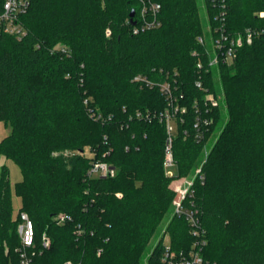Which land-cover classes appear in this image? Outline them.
<instances>
[{"label":"trees","instance_id":"trees-1","mask_svg":"<svg viewBox=\"0 0 264 264\" xmlns=\"http://www.w3.org/2000/svg\"><path fill=\"white\" fill-rule=\"evenodd\" d=\"M158 1L161 26L138 34L129 19L137 0H33L20 17L26 33H0V121L11 127L0 154L23 174L14 188L19 212L34 223L35 264H144L170 214V249L189 251L194 236L172 210L171 185L188 173L193 196L184 202L193 201L206 231L203 258L264 264V31L239 48L232 65L198 68L199 56L208 61L205 43L196 39L198 0ZM224 3L230 31L264 28L257 15L264 0ZM138 74L169 80L188 109L173 141L175 177L164 170L167 134L158 117L167 100L157 85L134 81ZM219 91L220 105L205 112V94ZM195 100L213 119L201 141ZM94 159L112 163L116 174L88 177ZM10 185L8 166L1 165L0 264L19 263L20 216ZM58 213L71 219L59 223ZM165 248L161 236L147 264H164Z\"/></svg>","mask_w":264,"mask_h":264},{"label":"built area","instance_id":"built-area-1","mask_svg":"<svg viewBox=\"0 0 264 264\" xmlns=\"http://www.w3.org/2000/svg\"><path fill=\"white\" fill-rule=\"evenodd\" d=\"M33 0H4L3 8L0 11V33L5 32L21 37L26 33V29L20 21L21 15L27 12ZM138 9L135 10L134 16L129 18L132 22V31L135 34L142 33L151 29H155L161 26L160 12L162 9L161 2L158 0H137ZM208 5L213 9V24H212V36H213V49L207 51V63L202 61L199 56L196 66L198 68L206 67L207 69L218 67L222 64H231L235 61L238 50L243 44L251 43L253 38L264 31V28L254 29L245 28L242 31L232 32L227 27L226 18V4L224 0H207ZM259 17L264 18V11H260L257 14ZM261 30V31H260ZM107 34H110V30H107ZM201 43H204V37H200ZM197 51H194L195 55ZM134 81L145 83L148 86L157 85L160 91L164 94L167 100V107L165 110L158 114L159 120L164 122L166 127V140L164 146V169L166 175L175 177L177 171V161L173 151V141L176 135L177 121H184V114L187 113V107L179 103L178 96L174 93L173 86L169 80L155 83L148 79L146 76L138 74L134 77ZM196 85L200 88L203 87L201 80L196 82ZM204 104L206 108L205 112H208L212 107H218L220 105V97L207 92L204 97ZM195 122L194 127L196 129L195 136L201 141L204 138L205 125L212 122V118L205 116L202 113L198 101L195 100ZM137 116H145L141 111H137ZM100 117V116H98ZM147 117H150L147 115ZM201 171V168L197 169V173ZM116 174V167L107 161L92 160L88 169V177H113ZM193 177L186 181V186H182L177 189L178 197L175 200L174 212L180 216H184L187 220L194 241L189 251L176 252L170 249L169 243L166 244V248L162 257L164 264H214L203 258V248L207 243L206 231L201 224L199 211L194 206L193 201L185 203L186 198L193 196ZM203 179V175L201 176ZM20 223L18 225V232L20 236L21 245L18 249L19 263L18 264H35L32 257L29 254V250L35 245V230L34 223L27 212H19ZM71 216L65 213H58L55 216V220L59 223H65L70 220ZM42 243L44 247L50 246V238L47 235L43 236ZM68 264V263H66Z\"/></svg>","mask_w":264,"mask_h":264},{"label":"rangeland","instance_id":"rangeland-1","mask_svg":"<svg viewBox=\"0 0 264 264\" xmlns=\"http://www.w3.org/2000/svg\"><path fill=\"white\" fill-rule=\"evenodd\" d=\"M198 7H199V21L202 24V33L200 35H198L196 39H197L198 43H200L201 42L200 37L201 36L204 37V43L207 47L206 49L212 50L213 49V36H212V24L213 23L211 22L210 12H209V9H208V6H207L205 0H198ZM246 28H252V27H246ZM107 30H110L109 27L106 28L105 32H107ZM106 35H107V33H106ZM233 63H231L230 65H232ZM219 69L220 68H217L216 70H214L215 75L218 74ZM214 95H216V94H214ZM216 96L222 98L223 97V91H219V94H217ZM10 130H11L10 126H6L3 121H0V139L5 137L6 135H8L10 133ZM1 165H7L8 166L10 183H11L10 195L12 198L13 212H14V215H16L19 213V208L21 206V198L16 195L14 186H15L16 182L20 181L23 178V174H22V171H21L19 164L13 158L6 157L3 154H0V166ZM192 177H193V175L188 173V174H183V175H180L178 177L172 178L171 185L175 189V193H176L174 195V198L172 201V210H174L175 200L178 197L177 189H179L182 186L183 187L186 186L185 185L186 181H189ZM170 217H171V214L169 216L165 217V219L162 222L158 232L153 237V239L150 241L148 251L146 252V255L143 259L144 264H147V257L150 253V250L155 245V243L159 240V238L161 236L163 237L164 243H169L170 236H169V231H167L166 228H167L168 222L170 220Z\"/></svg>","mask_w":264,"mask_h":264},{"label":"water","instance_id":"water-1","mask_svg":"<svg viewBox=\"0 0 264 264\" xmlns=\"http://www.w3.org/2000/svg\"><path fill=\"white\" fill-rule=\"evenodd\" d=\"M134 14H135V10L132 9L131 12H130V17L132 18L134 16Z\"/></svg>","mask_w":264,"mask_h":264}]
</instances>
